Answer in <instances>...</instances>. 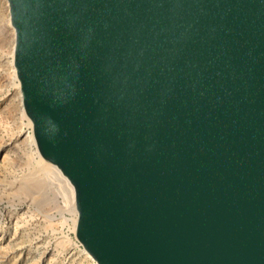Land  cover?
<instances>
[{
    "label": "water",
    "instance_id": "95a60500",
    "mask_svg": "<svg viewBox=\"0 0 264 264\" xmlns=\"http://www.w3.org/2000/svg\"><path fill=\"white\" fill-rule=\"evenodd\" d=\"M6 1L95 264H264V0Z\"/></svg>",
    "mask_w": 264,
    "mask_h": 264
},
{
    "label": "rangeland",
    "instance_id": "374dc122",
    "mask_svg": "<svg viewBox=\"0 0 264 264\" xmlns=\"http://www.w3.org/2000/svg\"><path fill=\"white\" fill-rule=\"evenodd\" d=\"M8 16L7 1L0 0V264H93L74 239V215L52 165L23 140L31 126L20 113L9 64L14 31Z\"/></svg>",
    "mask_w": 264,
    "mask_h": 264
},
{
    "label": "bare ground",
    "instance_id": "6f19581e",
    "mask_svg": "<svg viewBox=\"0 0 264 264\" xmlns=\"http://www.w3.org/2000/svg\"><path fill=\"white\" fill-rule=\"evenodd\" d=\"M9 17V16H8ZM8 21V20H7ZM11 63H9L10 65H12V55H13V43H12V47H11ZM12 73H13V78L16 79V76H15V71H14V67L12 65ZM17 87H18V92H19V84H17ZM20 95V93H19ZM20 103H21V98H20ZM22 111V112H21ZM20 113L25 117L24 115V112H23V109H22V106H21V110H20ZM21 115V116H22ZM28 121V119H27ZM28 125V124H27ZM31 126V123L29 124ZM22 131V129H21ZM26 136H24L25 138L23 139L26 143L27 146H30V147H35V143H34V139H33V136H32V133H31V130L29 131H26ZM3 146V145H2ZM39 157V156H38ZM42 160V159H41ZM37 164V163H36ZM51 170V169H50ZM50 174H52L51 176H54V178H57V180L61 183V185L63 186L64 188V198H66V208L68 210H71V213L73 212L72 215H74V218L72 219V226H73V231H74V228H75V219H76V211H75V207H74V198H73V190H72V187L71 185L69 184V182L66 180V178L64 176H62V174L58 171V169L54 166H52V171H49ZM56 181V180H55ZM59 183V184H60ZM25 186V185H24ZM26 187V186H25ZM29 186L27 185L26 188H28ZM36 188V186H34ZM59 189V187H58ZM62 189V188H61ZM60 189V190H61ZM28 191V190H27ZM65 208V210H67ZM67 210V211H68ZM70 212V211H69ZM65 242V241H64ZM63 242V243H64ZM65 244V243H64ZM83 252V251H82ZM84 254L85 256L89 257L90 259H92L85 251H84Z\"/></svg>",
    "mask_w": 264,
    "mask_h": 264
},
{
    "label": "built area",
    "instance_id": "2783aa9c",
    "mask_svg": "<svg viewBox=\"0 0 264 264\" xmlns=\"http://www.w3.org/2000/svg\"><path fill=\"white\" fill-rule=\"evenodd\" d=\"M93 264H95V263L93 262Z\"/></svg>",
    "mask_w": 264,
    "mask_h": 264
}]
</instances>
